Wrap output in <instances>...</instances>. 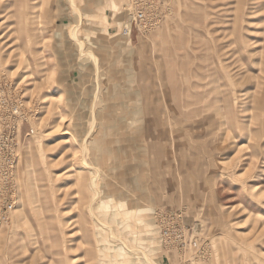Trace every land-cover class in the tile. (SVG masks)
<instances>
[{
	"label": "rangeland",
	"instance_id": "rangeland-1",
	"mask_svg": "<svg viewBox=\"0 0 264 264\" xmlns=\"http://www.w3.org/2000/svg\"><path fill=\"white\" fill-rule=\"evenodd\" d=\"M0 264H264V0H0Z\"/></svg>",
	"mask_w": 264,
	"mask_h": 264
},
{
	"label": "built area",
	"instance_id": "built-area-1",
	"mask_svg": "<svg viewBox=\"0 0 264 264\" xmlns=\"http://www.w3.org/2000/svg\"><path fill=\"white\" fill-rule=\"evenodd\" d=\"M156 25V20L151 16L141 4L136 6L129 12V22L121 29V34L125 37L131 35L132 30H144ZM11 204H7L6 208L10 209ZM158 225L161 230L162 241L165 245L175 246L178 251L187 250L192 244L195 246L196 240L187 237L183 229V211L177 212H161L158 216ZM191 248V247H190ZM188 248V249H190ZM202 255L207 254V248L202 246ZM206 251V252H205Z\"/></svg>",
	"mask_w": 264,
	"mask_h": 264
},
{
	"label": "bare ground",
	"instance_id": "bare-ground-1",
	"mask_svg": "<svg viewBox=\"0 0 264 264\" xmlns=\"http://www.w3.org/2000/svg\"><path fill=\"white\" fill-rule=\"evenodd\" d=\"M1 1H8V0H1ZM23 1H25V0H23ZM239 8V6L237 7V9ZM236 18L237 17H234V20L236 21ZM74 30L75 29H72V33H74ZM258 96V95H257ZM256 96V97H257ZM261 96H258V98H260ZM172 108V107H171ZM161 123V122H160ZM218 123V125H217V129H218V132H220V131H222V130H224L225 128V124H222V121H218L217 122ZM163 126V125H162ZM64 133H67V131L65 130L64 131ZM91 187H92V189H93V191H94V197H96L97 196V194H98V191H97V187H96V185H95V177H91ZM95 199V198H94ZM103 207H105V205H103ZM96 210L98 211V212H100L101 211V209H100V205H97L96 206ZM152 225H150V228L147 230L148 231V233L147 234H149L150 235V233H154V229H153V227H151ZM122 228H124V229H126V226L125 225H123L122 224ZM120 244V243H119ZM126 242L125 241H122L121 242V244L119 245V248H120V250H125V249H127L126 248Z\"/></svg>",
	"mask_w": 264,
	"mask_h": 264
}]
</instances>
